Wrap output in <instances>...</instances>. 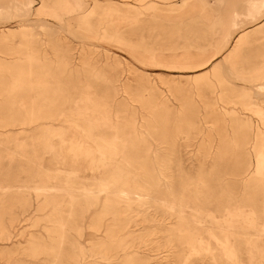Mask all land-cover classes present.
<instances>
[{"label": "rangeland", "instance_id": "374dc122", "mask_svg": "<svg viewBox=\"0 0 264 264\" xmlns=\"http://www.w3.org/2000/svg\"><path fill=\"white\" fill-rule=\"evenodd\" d=\"M248 1L0 0V264H264Z\"/></svg>", "mask_w": 264, "mask_h": 264}, {"label": "bare ground", "instance_id": "6f19581e", "mask_svg": "<svg viewBox=\"0 0 264 264\" xmlns=\"http://www.w3.org/2000/svg\"><path fill=\"white\" fill-rule=\"evenodd\" d=\"M264 7V0L256 1H248L246 2V14L249 17L254 15H258L261 12V8ZM19 10V9H18ZM30 80V79H29ZM42 110V109H41ZM68 176V175H67ZM46 192V191H45ZM49 193V192H48ZM92 194V193H91ZM96 194V193H95ZM125 195V194H124ZM99 196V195H98Z\"/></svg>", "mask_w": 264, "mask_h": 264}]
</instances>
